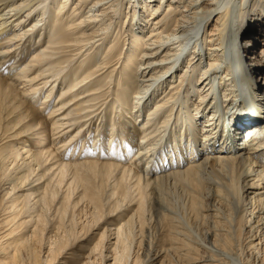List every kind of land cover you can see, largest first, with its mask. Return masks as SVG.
Instances as JSON below:
<instances>
[{
	"label": "bare ground",
	"instance_id": "obj_1",
	"mask_svg": "<svg viewBox=\"0 0 264 264\" xmlns=\"http://www.w3.org/2000/svg\"><path fill=\"white\" fill-rule=\"evenodd\" d=\"M156 1L38 0V6L47 7L39 10L42 18L22 28V21L36 15L33 5L0 0V8L8 3L0 12V32L6 34L3 52L17 57L19 45L29 39L32 49L25 61L16 62L20 65L11 64V73L0 74V264H89L100 246L103 251L122 245L127 223H138L132 225V239L142 236L146 190L155 197L161 184L154 174L159 172L167 190L182 184L196 192L200 181L206 184L201 188L208 199L202 220L211 227L193 239L166 214L167 220L161 218L170 225L169 246L158 244L159 257L173 253L189 264H231L223 245H229L235 216L240 215L249 228L245 255L252 264L263 260L264 0H159L154 6ZM255 72L261 80L252 76ZM94 118L106 121L107 142L94 145L95 138L78 145L80 127ZM17 139L19 144L5 145ZM132 141L159 144L160 162L149 167L148 146L141 151ZM93 148L105 149L107 159H97ZM92 174L112 179L111 194H118L113 207L122 205L117 216L109 212L113 218L105 220L104 230L85 235L75 248L57 245V240L49 245L45 234L48 240L42 245L48 215L44 218L40 203L48 204V193L55 198L61 191L57 207L68 206L80 184L77 204L88 198L99 205ZM194 201L191 206L197 207ZM47 204H42L46 212ZM124 213H131L127 223L112 227ZM93 216L94 221L104 217L95 211ZM97 223L94 228L100 230ZM42 247L47 248L43 255ZM195 250L196 257L191 255ZM113 255L102 258L117 260L118 254Z\"/></svg>",
	"mask_w": 264,
	"mask_h": 264
},
{
	"label": "rangeland",
	"instance_id": "obj_2",
	"mask_svg": "<svg viewBox=\"0 0 264 264\" xmlns=\"http://www.w3.org/2000/svg\"><path fill=\"white\" fill-rule=\"evenodd\" d=\"M15 1H21V0H15ZM22 1H27L26 3H29L30 2V4H29V6H31V5H33V7L32 8H34V11L36 12L35 14V16L33 17V18H31L29 21H27L26 23H24V21H22L21 22V24L23 25L22 26V28H26V26L27 25H29V24H31L32 22H34L36 19H41L42 18V14H39V10L41 9V8H44V10H46V8L47 7H43V6H38V4L39 3H37L36 4V2L38 1V0H22ZM48 1V3L51 1V0H47ZM12 1H10V2H8V3H10V4H15L14 2L13 3H11ZM7 3V4H8ZM73 2H70V4H68V7H69V5H71ZM7 4H5V5H3L1 8H0V12L1 13H3V11H1L2 9H3V7H5ZM164 4V3H163ZM154 6H156V5H159V0L158 1H156V2H154V4H153ZM28 6V7H29ZM28 7H25L22 11H24L26 8H28ZM53 10V9H52ZM4 11H6V10H4ZM17 10H14L13 12H16ZM42 13V12H41ZM7 15H3V17H6ZM19 16V15H18ZM18 16H16L14 19H16ZM47 16V13L45 14V17ZM13 20V19H12ZM4 20H2V21H0V24L3 22ZM10 22H11V20H8V22L6 23V24H4L3 26H7V25H9L10 24ZM44 21H41V23H43ZM9 28V27H8ZM41 33V32H40ZM4 36H6V34H4L2 31L0 32V74H3L4 76H6L7 74H9V73H11L12 72V69H13V67H11V64H16V65H20V63L21 62H23V61H25L28 57H29V55L31 54V50L32 49H30V50H28L29 49V44H30V40L31 39H29L27 42H25V44H20L19 45V47H18V50L17 51H21L20 53H19V55L16 57L15 56V54L14 53H5V52H3V48H4V46H5V44H3L2 42H3V40H2V38L4 37ZM36 36V35H35ZM175 37V36H174ZM173 37V38H174ZM27 43V44H26ZM24 45V46H23ZM25 45H26V47H25ZM22 48V49H21ZM24 48V49H23ZM28 50V51H27ZM23 51H24V53H23ZM29 52V53H28ZM24 56V57H23ZM100 58H101V53H99L98 54V56H97V58H96V61L97 62H99L100 61ZM21 59V62H18V63H16L18 60H20ZM6 62V63H5ZM11 67V68H10ZM7 73V74H6ZM258 73L259 72H255L252 76H258ZM254 76V77H255ZM258 78H259V80H261V78H262V76H258ZM254 79V78H253ZM263 80V79H262ZM138 91H139V89H138ZM53 98V97H52ZM153 103H151L150 104V106L152 105ZM37 106H39L38 104H36ZM177 105H179V102L177 103ZM46 112H48V111H46ZM95 120V121H94ZM119 120V119H118ZM105 120H103L102 122H100V123H98L97 122V120H96V118H94L93 120H87V122H85V124L82 126V127H80V131H79V133H78V135H77V143H78V145L83 141V140H85L86 141V144L87 145H89V143H91V142H93V140H95V138H97L98 140H99V143H98V140L96 139L95 141H96V143L94 144V145H98L99 144V146H102V145H104L106 142H107V134H106V132H104V130H103V128L105 127ZM118 122V124H120V122L119 121H117ZM3 123H1V125H2ZM5 124V123H4ZM92 125V126H91ZM97 125V126H96ZM86 126V127H85ZM100 128H99V127ZM85 127V128H84ZM95 127H97V129L95 128ZM91 128V129H90ZM99 128V129H98ZM92 130V131H91ZM8 133V131H6V134ZM80 134V135H79ZM83 135V136H82ZM95 135V136H94ZM103 136V137H102ZM135 137V136H134ZM137 140V139H136ZM4 141H6V140H4ZM163 141V140H162ZM14 142H16V143H18L19 144V140L17 139V140H11V141H8L7 143H5V145H8L7 147H10L11 146V143H14ZM88 142V143H87ZM116 142H117V140H116ZM138 141H136L135 143L132 141V144H131V146H134V147H136V149H140L141 148V146H142V148L143 147H145V146H148V153H147V155L149 156V159H148V166L149 167H154L155 165L154 164H157V163H159L160 162V155L159 154H157V149H158V146H159V144H158V146H156V145H152V144H148V143H150V142H145V143H143V144H141L140 146H138L137 144L139 143H137ZM161 142V141H160ZM130 143V142H129ZM93 144V143H92ZM4 145V146H5ZM139 147V148H138ZM141 148V151H144L145 149H142ZM92 151V154H94V152L93 151H95V154L97 153V155H98V158L97 159H99L100 161H103V160H105V159H107V158H105V149H103V148H101V151H99V152H96V150H95V148H93V149H91ZM101 153L104 155V157H103V155H101ZM152 154V155H151ZM90 157H93V155L92 156H90ZM105 158V159H104ZM154 165V166H153ZM9 167H11V166H9ZM150 169V168H149ZM10 170V169H9ZM8 170V171H9ZM12 170V169H11ZM10 170V171H11ZM4 172H5V170H3ZM10 171H9V173H10ZM8 173V172H7ZM98 173V172H97ZM107 175H105V177H106ZM162 176V177H161ZM90 177H91V180H92V183H93V186H94V188H96V192H98L97 194L98 195H100V196H98V198H99V200H100V202H99V205H95V204H93V203H91L89 200H88V198H84V200H83V202L82 201H79L80 203H79V205L77 204L78 203V199H77V193H78V191L79 190H81L82 188H83V186L82 185H78L77 186V188H76V186L74 187V193L72 194V197H70V200H69V202L68 203H66V204H68V206H66L65 205V207H67V208H69V209H67V210H65V212H66V214H65V212L63 213V212H61V211H59V210H61L62 209V211H64V204H61V208H58L57 206H59L60 204H59V199H60V196H61V191L60 192H58L57 193V195L56 196H58V197H55V198H57V199H55L54 198V196L53 197H49L50 196V193H48L49 195H47L46 196V199H45V201L46 200H48L49 199V201H48V204H47V202H43L42 204H47V205H45V206H48L49 207V202H52V206L50 205V207L51 208H53V209H51L50 207V209L53 211H49V208L48 207H46V210H47V212L45 211V209H44V206H42V204L40 203V207H42L43 208V210H44V218H46L45 217V215H48L49 216V220H47L48 219V216H47V218H46V220H45V223L43 222H41L42 224V226H43V231H42V239H43V243H41L42 245L43 244H45L46 243V241L48 240V238L47 237H49L50 239V242H48L49 243V245H51L52 244V242L53 243H55L56 242V240H57V242L55 243V244H62V245H64L65 243V245L68 247H70L71 246V248H75V247H77V245L78 244H80V242L82 243V240H83V242L85 241L84 239H82V238H86V236L88 237V236H90V235H92V233L93 232H98V231H103L104 230V228H105V226H106V224H104L105 223V220L106 219H111V218H113V217H116L115 216V214L116 213H118V210L120 209L119 208V206L121 207L122 205H115L116 207L114 208L113 206H114V201H115V197L117 198V196H118V194L117 195H112L111 194V190H110V188L112 189V184L110 183V182H112V179H110V178H103V176L101 175V177H100V175H98V174H92V176L90 175ZM154 177L155 178H157V181H159V184H161V185H159L160 187H159V189H157V194L155 195V197L153 198L152 196H150V195H148V193H150V190L149 189H147L146 190V197H145V199H144V201H145V203L143 202V209L144 210H142L143 212H144V214H142L143 215V219L141 220L140 219V221L142 222H140V224L142 225V236H137L136 237V239H132V237L134 236H136V234H135V227L137 226V224H136V220L135 221H133V222H129V223H127V221L126 220H128V218H130V216H131V213H128L129 215H125V213H124V217L123 216H120L119 218H118V223L116 224V225H113L112 227H116L117 228V225H120V224H123V223H127L128 224V227H125L124 225V232H126L125 234H126V237H125V235H124V237H122V245H121V243H120V245H119V247H117V245H110V249H103V251H102V249H101V246L97 249V251L94 253V255H99V254H101V255H99V256H92V257H94V258H91L90 259V261H92V262H90L89 261V264L90 263H92V264H112V263H114V264H133V263H136V264H152V263H155V264H176L177 263V261L179 260V261H181L182 263H180V262H178L177 264H186V262L189 264V260L187 261V260H180L179 258H177V255H175V254H173V253H171V254H165V256L163 257V256H161V257H159V255H160V253L159 252H157V251H159V246H158V244L160 245V247H168L169 246V234H168V232H170L171 230H169V228H170V225H169V223L167 222V221H165V220H167L166 218H165V215L167 214V216L168 215H170V216H172L173 215V217L176 219V220H178L177 222L181 225V227H182V224H183V229L185 230V228H186V230H185V232L186 233H188V231L190 232L189 234L191 235H189L190 237H192L193 239H194V237H203L204 236V232H205V230H207L208 229V227H209V229L211 228L210 227V223H208V224H206L205 223V221L204 220H202L203 218H202V213L203 214H205L206 213V211H204L203 210V207L207 204V202H208V199H207V197H206V192L207 191H205L204 189H206L205 187H206V184L202 181H200V183L201 184H199V185H201V188H204V189H201L200 187V191H197L198 189L195 187V189H196V192H194V191H191V187L189 188L188 186H186V185H182V184H180V185H178V186H176V187H172V188H170V189H168L167 190V188H166V183L163 181V172H159L158 174L156 173V174H154ZM107 179V180H106ZM105 180V181H104ZM109 181V182H108ZM104 182V183H103ZM76 188V189H75ZM53 190H56L55 188L53 189ZM202 190H204L202 193H201V191ZM51 192V191H50ZM81 192H83V189H82V191ZM192 192V193H191ZM199 192V193H198ZM205 192V193H204ZM195 193V195H192V194H194ZM191 194V195H190ZM109 196H112L111 198H113V196H114V200L113 199H111ZM196 196V197H195ZM100 197H101V199H102V201H101V199H100ZM108 197H109V199H111L112 201H113V203H112V201L111 200H108ZM191 197H192V201H197L196 199H199L196 203L198 204V205H196V204H194L195 206H197V207H194L193 205L191 206V204H193V202L191 201ZM193 197H194V200H193ZM54 198V200H55V202H54V200H52ZM52 200V201H51ZM76 202H75V201ZM105 201V203H103V205H101L102 204V202H104ZM106 201H111V202H109V203H107ZM194 201V202H195ZM75 203V204H77V207H76V205H71L72 203ZM71 203V204H70ZM55 204V205H54ZM57 204V205H56ZM91 204H93V205H91ZM62 205H63V208H62ZM96 206L98 209H99V211H100V208L102 207V209H104V211L102 210V211H100V213L99 212H97L96 210H98L97 208H95V207H91V206ZM101 205V206H100ZM204 205V206H203ZM73 206H75V209L74 208H72ZM56 207H57V209H58V211L57 210H55L56 209ZM60 207V206H59ZM91 207V208H90ZM100 207V208H99ZM192 207H194V209L192 208ZM90 208V209H89ZM95 209V210H93V209ZM118 208V209H117ZM66 209V208H65ZM74 209V210H73ZM117 209V210H116ZM93 210V211H92ZM111 210V211H110ZM57 211V214H55V212ZM94 211H95V214H97V217L98 216H100L101 215V213H102V215L104 216H101L100 218H102V219H100L101 221H98V220H96L97 222H99V224H101L102 225V227L100 228V230L99 229H95L94 228V225L97 223L96 221H94V219H97L95 216H93L94 215ZM45 212H46V214H45ZM49 212H50V215H49ZM92 212V213H91ZM105 212V213H104ZM109 212H111V214H112V216H109L108 217V214H109ZM142 212V213H143ZM172 212V213H171ZM48 213V214H47ZM52 213V214H51ZM61 213H63V214H65L66 216H61ZM106 213H107V215H106ZM122 212H120L119 214H121ZM207 213H211V211L210 212H207ZM62 214V215H63ZM99 214V215H98ZM118 214V215H119ZM200 214V215H199ZM106 215V216H105ZM233 215H235V214H233ZM51 216H53L54 218H52ZM75 216V217H74ZM127 216H128V218H127ZM199 216V217H198ZM106 217V218H105ZM142 217V216H141ZM161 217H163L164 219H162ZM201 217V218H200ZM236 218V220H235V222H234V225H233V228H232V231L231 232H234V233H232V235L234 236H231V239L229 240V245H226V246H224L223 245V247H225V248H223V249H225V250H228V251H226L227 252V261L228 262H231V264H241V261H244V263H246V264H252V261H250L251 259H248L249 257L248 256H246L247 255V253H246V250H245V248H246V244H248V238H249V232H248V227L246 228L245 226H244V218H241L240 217V215H238V216H235ZM73 218V219H72ZM201 220H200V219ZM54 219V220H53ZM72 219V220H71ZM53 220V221H52ZM104 220V221H103ZM58 221H61V223H62V225H61V223L60 222H58ZM71 221V222H70ZM74 221V222H73ZM163 221H165V222H163ZM203 221V222H202ZM60 223V225H61V229H60V225H58V227L57 226H54V224L55 223ZM54 223V224H53ZM182 223V224H181ZM204 225H203V224ZM238 223V224H237ZM98 224V223H97ZM127 224H125L126 226H127ZM136 224V225H135ZM168 224V225H167ZM202 224V225H201ZM46 225V226H45ZM131 227H130V226ZM132 225L134 226L135 225V227L133 228L132 227ZM207 225V226H206ZM41 226V227H42ZM184 226H185V228H184ZM44 227H45V229H44ZM163 227H165V228H163ZM167 227V228H166ZM203 227V228H202ZM56 228H58V230H59V232H58V230L56 229ZM66 228V230H64ZM52 229H53V231H52ZM126 229V230H125ZM133 229H135V230H133V232H132V230ZM202 229H204V231L202 230ZM73 230H76V231H74V233L72 232V235H71V232L70 231H73ZM127 230H129V232H131V233H129L130 235H132V236H130L127 232ZM65 231V232H64ZM93 231V232H92ZM135 231V232H134ZM164 233H163V232ZM263 231H264V229H263ZM263 231H262V233H263ZM68 232H70V233H68ZM84 232V233H83ZM248 232V233H247ZM64 233H65V238H63L64 237ZM122 233H123V231H122ZM134 235H133V234ZM167 233V234H166ZM43 234H45V235H43ZM58 234V235H57ZM67 234V235H66ZM74 234V235H73ZM124 234V233H123ZM123 234H122V236H123ZM128 234V235H127ZM198 234H200V235H198ZM49 235V236H48ZM59 235L61 236V235H63V236H61V237H59ZM68 235H69V237H68ZM86 235V236H85ZM196 235V236H195ZM248 235V236H247ZM45 238H44V237ZM56 236V237H55ZM99 236V235H98ZM98 236H96L97 237V239L99 240V237ZM66 237H67V239H66ZM70 237L72 238V239H70ZM78 237V238H77ZM128 237H129V239H128ZM199 237V238H200ZM233 237V238H232ZM236 237V239H234ZM64 240H63V239ZM124 238V239H123ZM126 238H127V240H126ZM140 238H142V239H140ZM164 238H166V239H164ZM42 239H41V242H42ZM46 241H45V240ZM52 239H54L55 241H53ZM97 239H95L94 240V243L97 241ZM198 239V238H197ZM242 239V240H241ZM64 241V243H62L63 241ZM73 240H75V241H73ZM101 240V241H100ZM99 241L102 243V244H104L106 247L109 245L108 243H106L105 241L106 240H103V239H100ZM125 240V241H124ZM136 240V241H135ZM138 240V241H137ZM141 240V241H140ZM207 240H209V238H207ZM235 240V241H234ZM68 241H70L69 242V244H68ZM112 241H116V239H113ZM130 241H132L131 243H130ZM128 242V243H127ZM134 242V243H133ZM241 242V243H240ZM255 242H257V240L255 241ZM264 242V241H263ZM125 243V244H124ZM130 243V244H129ZM138 243V244H137ZM208 243V245L209 246H211V244H210V241H208L207 242ZM243 243V244H242ZM124 244V245H123ZM92 245H94L93 243H91V245H90V247L92 246ZM127 245V246H126ZM163 245V246H162ZM191 245H193V243L191 244ZM236 245V248L235 247H233V246H235ZM55 246V245H54ZM127 247L128 249H126V251L122 254V251H124V250H122V251H120L123 247ZM148 246H150L151 248H149ZM157 246H158V248H157ZM193 246H196V244H194ZM244 248H243V247ZM259 246H261V250H262V253L264 254V243L261 245H259ZM105 247V248H106ZM196 247H198L199 248V246H196ZM227 247H229L228 249H226ZM49 248V247H48ZM114 248H116V249H114ZM121 248V249H120ZM241 248V249H240ZM243 248V249H242ZM42 249H43V247H42ZM102 251V252H100V250ZM111 249H112V251L113 252H111ZM119 249V252H117V250ZM230 249H233V250H235V251H233V250H230ZM239 249V250H238ZM47 251V248H45V249H43L42 250V252H41V255H43V253H44V251ZM90 250V249H89ZM89 250H88V252H89ZM109 250H110V252H109ZM116 250V251H115ZM243 252H242V251ZM83 250H81V252H82ZM115 251V252H114ZM149 251H150V253H149ZM198 251H200V249H198ZM198 251H194V253L195 252H198ZM240 251V252H239ZM87 252V253H88ZM193 252V251H192ZM238 252V253H237ZM47 253V252H46ZM86 253V254H87ZM107 253H110L111 255L112 254H115V255H117L118 254V258H120V259H118L117 258V260H115L114 261V259H113V257L111 258V259H107V258H102V255H104V254H107ZM245 253H246V255H245ZM244 254V255H243ZM47 254H45L44 256H46ZM115 255H113L114 257H115ZM191 255L192 256H197V254L195 253V254H193V253H191ZM229 255V256H228ZM240 255H242V256H240ZM43 256V257H44ZM195 256V257H196ZM230 256H232V258L230 257ZM263 256V255H262ZM123 257V258H122ZM125 257V258H124ZM152 258V261H150V262H148V259L147 258ZM157 257H159V259H155V258H157ZM177 258V260H176V258ZM228 257H230V258H228ZM239 257V258H238ZM244 257V258H243ZM239 260H238V259ZM123 259V260H122ZM137 261H136V260ZM173 259H174V261H173ZM261 259H263V260H261L260 262H258V264H264V256L261 258ZM159 260V261H158ZM29 261V260H28ZM114 261V262H113ZM120 261L122 262V263H120ZM136 261V262H135ZM158 261V262H157ZM60 264H62V263H60ZM88 264V263H87ZM193 264V263H192Z\"/></svg>",
	"mask_w": 264,
	"mask_h": 264
}]
</instances>
